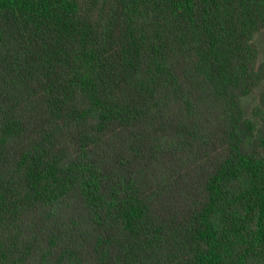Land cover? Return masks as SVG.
Instances as JSON below:
<instances>
[{"label": "trees", "instance_id": "obj_1", "mask_svg": "<svg viewBox=\"0 0 264 264\" xmlns=\"http://www.w3.org/2000/svg\"><path fill=\"white\" fill-rule=\"evenodd\" d=\"M264 0H0V264H264Z\"/></svg>", "mask_w": 264, "mask_h": 264}, {"label": "rangeland", "instance_id": "obj_2", "mask_svg": "<svg viewBox=\"0 0 264 264\" xmlns=\"http://www.w3.org/2000/svg\"><path fill=\"white\" fill-rule=\"evenodd\" d=\"M254 43L259 49L260 61H264V29L254 37ZM264 92V80L248 96L243 98V106L248 116L251 115L253 107L257 104L260 95Z\"/></svg>", "mask_w": 264, "mask_h": 264}]
</instances>
